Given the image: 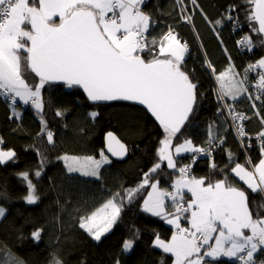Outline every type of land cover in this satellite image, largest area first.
Wrapping results in <instances>:
<instances>
[{
	"label": "snow or ice",
	"instance_id": "1",
	"mask_svg": "<svg viewBox=\"0 0 264 264\" xmlns=\"http://www.w3.org/2000/svg\"><path fill=\"white\" fill-rule=\"evenodd\" d=\"M175 3L180 8V20L193 25L195 31L194 14L188 13L184 0H175ZM246 3L252 5L246 13L249 27L261 38L254 42L250 35H245L237 45L252 51L257 43L264 46V0H246ZM144 4L145 0H0V97L5 102H12L9 107L13 108L16 116H19L15 110L17 98L24 105L31 104L37 113H42L45 106L42 89L46 84L63 82L68 88H82L87 99L94 104L135 102L145 106L164 133L157 149L158 160L166 161L168 169L178 171V178L172 182L171 190L161 189L159 179L154 177L162 170V164L154 163L135 187L115 192L109 190L103 202L91 210L84 209L85 214L76 208L71 215L74 220L78 219L79 228L93 240L100 241L119 222L125 207L134 203L142 191L150 189L143 199L141 211L160 217L174 227L169 242L157 236L153 243L163 253L171 254L173 264H214L221 258L235 260L236 264H257L256 257L264 250V202L254 204L251 197L264 201V127L257 134L261 159L252 166V170L235 163L231 173L222 170L223 178L213 183L206 178L191 177V164L177 168L172 153L173 140L178 138L202 94L198 91L199 84L193 72L184 66L189 45L181 40L173 27L169 26L158 45L155 37L149 43L147 35L155 21L150 13L144 11ZM191 4L199 8L197 0H191ZM234 11L235 6H231L229 14L213 22L200 9V14L216 31L222 46L218 28L227 21L235 31L238 18L233 19L231 12ZM54 17L59 18L58 24ZM252 21L258 24V28ZM224 51L229 56V64L224 71L217 74L206 56L203 66L219 85L218 91L214 89L218 116L225 122L232 121L231 127L237 139L242 141L247 133L239 121L251 117L238 112L235 103L244 98L251 101V108L256 109L253 115L264 126V56L248 64L242 77L238 78L240 74L231 62V56L226 48ZM257 69L260 71L252 85L253 95L248 86L249 73ZM30 73L39 78L34 86L26 82ZM256 101L260 102L259 105ZM63 115L57 110V117ZM89 115L94 119L98 113ZM41 124L43 133L47 122L42 118ZM107 137L110 141L108 151L113 156H124L127 152L125 146L111 132ZM47 140L49 144L53 143L51 131H47ZM111 142L118 147L114 148ZM206 143L208 147H196L190 139H185L175 145L174 151L177 157L182 153H192L193 163L195 154L207 155L209 166L215 169L217 166L212 162V153L224 143L223 135L217 134L215 122L209 125ZM241 147L249 148L251 144L242 142ZM14 158L15 153L11 150L0 151V165ZM233 158L234 154L229 151L230 163ZM58 159L65 161L70 173L79 171L82 176L97 180L101 179L103 166L111 163L103 152L99 159L86 157L84 163L66 155ZM42 167L41 164V169L34 173L37 178L41 176ZM227 167L225 165V169ZM19 175L26 182L24 201L29 205L36 204L40 197L30 174L22 172ZM236 178L242 185L232 182ZM187 193L191 194V199L186 201ZM169 207L174 211H167ZM65 211L66 207H60L54 218L61 227ZM6 212V208L0 206V221ZM182 221H186L187 226L182 225ZM42 232L43 228L34 230L31 233L33 240L39 242ZM137 238L138 230L133 239L123 240L121 251H131ZM8 255L12 259L5 258L0 264H24L11 252ZM48 264H64V261L59 254H54ZM115 264H121L119 258ZM258 264H264V260H259Z\"/></svg>",
	"mask_w": 264,
	"mask_h": 264
},
{
	"label": "trees",
	"instance_id": "2",
	"mask_svg": "<svg viewBox=\"0 0 264 264\" xmlns=\"http://www.w3.org/2000/svg\"><path fill=\"white\" fill-rule=\"evenodd\" d=\"M199 8L191 4V0H184L189 14L193 15V25L180 20V8L175 0H145L144 11L151 14L155 25L147 35L151 44L155 37L157 45L160 37L166 33L169 26L173 27L182 41L189 45V54L185 59V68L193 72L198 82V91L202 95L198 98L197 107L190 114L189 119L182 127L178 138H174L173 146L190 139L196 147H206L208 144V128L215 122L217 134H222L224 143L216 149L212 162L216 168H211L207 155L200 156L192 162V153L174 156L177 168L191 164V171L197 178H206L215 182L223 178L222 170L231 173L235 163L253 162L261 159L260 148L255 140L251 147L244 151L235 135L228 127L227 121L217 114V96L214 89L219 90L212 76L204 68L205 56L211 61L217 74L224 71L229 64V56L236 71L243 75V70L250 63L256 62L264 56V46H257L248 51L236 45V40L250 35L254 42L259 35L253 33L249 27L247 11L252 7L246 0H197ZM231 12L234 20L238 18L235 31L230 22L225 21L218 28L220 40L216 31L207 23L200 9L215 21ZM58 24L59 18H54ZM255 24L254 21H252ZM256 26V24H255ZM30 27V25L28 26ZM197 34L199 39H197ZM158 52V47L156 48ZM144 55H148L147 52ZM150 58V56H149ZM260 71L259 69H257ZM255 73V72H254ZM253 73H249V90L252 92ZM26 82L34 86L39 78L28 74ZM44 109L37 113L31 105L21 106L19 102L15 110L19 116L13 114L9 102L0 97V139L3 150L15 153L13 161L0 165V206L6 208V216L0 221V262L12 256L19 257L24 264H48L54 254H59L64 264H115L117 258L121 264H171V254L163 253L162 249L153 246L154 240H169L172 236V227L164 219L154 217L141 211V204L149 189L142 191L136 201L127 205L121 219L113 229L95 241L79 228L78 219L74 220L71 214L76 208L91 210L98 207L107 197L108 191H123L124 188L135 187L144 172H147L158 160L157 149L164 133L161 126L141 107L124 102H110L106 104H92L82 92L76 88H68L63 82L46 84L42 89ZM229 103H233L229 101ZM251 101L244 98L234 107L246 110L251 119L245 121L247 134L257 135L262 126L259 118L253 115L256 109L251 108ZM260 103V102H259ZM257 103V105H259ZM60 110L63 116L57 117ZM98 115L93 119L89 113ZM264 112V110H262ZM47 122L44 132H41V119ZM227 128V131L224 129ZM47 131L53 133V143L47 140ZM113 132L128 149L127 156L122 160H112L109 165L103 166L100 180L70 173L62 159L63 155L100 158L104 151V137ZM260 141V140H259ZM234 154L233 161L228 160V152ZM162 170L154 179H159L161 189H171L172 182L178 178V171L167 168L166 161L160 162ZM41 176L34 173L41 169ZM225 165H228L225 169ZM28 172L40 199L36 204H27L23 197L27 194L26 182L20 173ZM237 186L242 185L238 178L232 181ZM185 199L187 200V194ZM253 203L260 201L259 197H251ZM59 201V205L57 202ZM86 202V203H85ZM166 203H170L166 201ZM60 207H66L62 215V227L55 221ZM167 211L172 212L169 207ZM37 228H43L39 242L33 240L31 233ZM138 230V238L134 248L123 253L121 245L124 239H133ZM264 260V250L256 257ZM214 264H236L235 260L221 258Z\"/></svg>",
	"mask_w": 264,
	"mask_h": 264
},
{
	"label": "built area",
	"instance_id": "3",
	"mask_svg": "<svg viewBox=\"0 0 264 264\" xmlns=\"http://www.w3.org/2000/svg\"><path fill=\"white\" fill-rule=\"evenodd\" d=\"M153 25H155V24H153ZM241 38H239V39H237L236 40V45H237V41L238 40H240ZM238 46V45H237ZM238 47H240V46H238ZM186 57H187V55H186ZM186 57H185V59H186ZM259 71L258 70H256L255 71V73L254 72H252L253 74H254V77H253V79H252V85L253 84H255V82H256V80L258 79V76H257V73H258ZM218 91V90H217ZM252 93H253V95L255 94L254 93V90L252 89ZM10 104L12 103L11 101H8ZM17 102H19L20 104H21V106H25L24 104H23V102L22 101H20L18 98H17V101H16V103ZM256 103H259V101H256ZM29 105H31V104H29ZM236 110L238 111V112H242V113H244L245 115H247L248 116V114H247V111L246 110H238L237 108H236ZM225 115H227V113L225 112ZM246 121V120H245ZM245 121H239V123L245 128ZM227 124H228V127L231 129V131L233 132V134L235 135V137H236V134H235V132H234V130H233V128L231 127V124H232V121L229 119V120H227ZM245 131H246V129H245ZM247 133V132H246ZM236 139H237V137H236ZM1 140V139H0ZM238 140V142H239V145L241 146V143L243 142L244 144H251V142H253L254 140H255V142H256V144L259 146L260 145V141L257 139V135H253V136H251V135H249V134H247V136L246 137H244L243 139H242V141L240 140V139H237ZM218 143H219V141H217ZM1 145H2V143H0V147H1ZM206 147H208V145L206 146ZM242 148V147H241ZM217 149V148H216ZM216 149L213 151V153L216 151ZM244 151L246 150V148H242ZM213 153H212V156H213ZM196 155V160L200 157V156H204L203 154H195ZM185 165H188V164H185ZM184 166V165H183ZM182 166V167H183ZM178 176H179V174H178ZM190 176L191 177H195L194 176V174H193V172L190 170ZM197 178V177H196ZM171 190V189H170ZM187 201V200H186ZM173 211H174V209H173ZM182 225H184V226H187L186 225V221H182ZM175 231V229L173 228V230H172V232H174Z\"/></svg>",
	"mask_w": 264,
	"mask_h": 264
},
{
	"label": "water",
	"instance_id": "4",
	"mask_svg": "<svg viewBox=\"0 0 264 264\" xmlns=\"http://www.w3.org/2000/svg\"><path fill=\"white\" fill-rule=\"evenodd\" d=\"M255 22V21H254ZM255 24H256V27L258 28V24L255 22ZM76 88H78L81 92H82V94L86 97V99H87V96H86V94L83 92V89L82 88H79L78 86H76ZM88 100V99H87ZM89 101V100H88ZM90 102V101H89ZM90 103H92V104H94L93 102H90ZM106 103H110V102H99V103H96V104H106ZM124 103H130V104H133V105H136V106H139V107H141L142 109H144L149 115H150V117L156 122V123H158L159 124V122L158 121H156L155 120V118L154 117H152L151 116V114L147 111V109L145 108V106H143V105H139L138 103H135V102H124ZM115 137H116V139L121 143V144H123L124 146H125V148L127 149V146L113 133V132H111ZM109 143H110V141H109V139H108V137H107V134L105 135V137H104V152L109 156V158L110 159H112V160H122V159H124L126 156H127V154H128V149H127V152H126V154L124 155V156H113L112 154H111V152H109L108 151V145H109ZM112 143V146L114 147V148H117L118 147V145H116L115 144V142H111Z\"/></svg>",
	"mask_w": 264,
	"mask_h": 264
},
{
	"label": "rangeland",
	"instance_id": "5",
	"mask_svg": "<svg viewBox=\"0 0 264 264\" xmlns=\"http://www.w3.org/2000/svg\"><path fill=\"white\" fill-rule=\"evenodd\" d=\"M217 84V83H216ZM217 87H218V84H217ZM159 147H160V145H159ZM158 147V148H159ZM174 149H175V146H173L172 147V153H173V156H175V151H174ZM0 151H9V150H3L2 148H0ZM103 153L106 155V156H108L104 151H103ZM65 155H63L62 157H64ZM66 156H68L69 158H72V157H76V158H78L79 159V161H80V163H84L85 162V158L86 157H80V156H72V155H66ZM94 158V157H93ZM108 158H109V156H108ZM95 159H97V158H95ZM99 159V158H98ZM63 160V159H62ZM260 160V159H259ZM258 160V161H259ZM64 161V160H63ZM258 161H256V162H253L252 164H245V163H240L241 165H243V166H245L248 170H252V166L253 165H255V164H257L258 163ZM69 162H71V160H69ZM64 163H65V161H64ZM65 166H66V163H65ZM235 167V166H234ZM66 169H67V167H66ZM68 170V169H67ZM69 172V171H68ZM71 173H76V174H79V175H81V173L79 172V171H77V172H71ZM82 176V175H81ZM91 178H94V177H91ZM149 191H150V189H149ZM147 196V195H146ZM107 234V233H106ZM172 235H173V233H172ZM210 243H214V241H210ZM174 260V259H173ZM171 264H173V261H172V263Z\"/></svg>",
	"mask_w": 264,
	"mask_h": 264
},
{
	"label": "crops",
	"instance_id": "6",
	"mask_svg": "<svg viewBox=\"0 0 264 264\" xmlns=\"http://www.w3.org/2000/svg\"><path fill=\"white\" fill-rule=\"evenodd\" d=\"M54 18H56V17H54ZM53 18V19H54ZM238 78H241L240 76H238ZM226 87H227V85H226ZM218 89H219V85H218ZM19 99V98H18ZM182 154H184V153H182ZM175 156H176V154H175ZM196 178V177H195ZM191 199V194L190 193H187V200H190ZM172 226V225H171ZM173 227V226H172ZM245 232L247 233V230H245ZM172 237V236H171ZM171 237H170V239L169 240H167V241H165V240H162V241H164V242H169L170 240H171ZM161 240V239H160ZM174 259V258H173Z\"/></svg>",
	"mask_w": 264,
	"mask_h": 264
}]
</instances>
